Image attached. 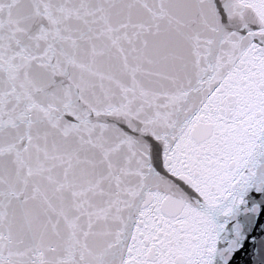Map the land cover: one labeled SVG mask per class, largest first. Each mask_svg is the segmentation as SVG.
<instances>
[{"label":"snow or ice","instance_id":"1","mask_svg":"<svg viewBox=\"0 0 264 264\" xmlns=\"http://www.w3.org/2000/svg\"><path fill=\"white\" fill-rule=\"evenodd\" d=\"M0 264H264V0H0Z\"/></svg>","mask_w":264,"mask_h":264}]
</instances>
